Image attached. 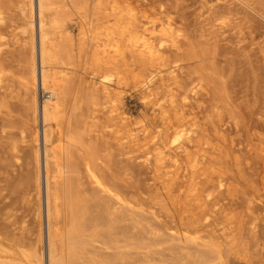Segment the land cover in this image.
<instances>
[{
    "label": "bare ground",
    "instance_id": "6f19581e",
    "mask_svg": "<svg viewBox=\"0 0 264 264\" xmlns=\"http://www.w3.org/2000/svg\"><path fill=\"white\" fill-rule=\"evenodd\" d=\"M42 189L0 264H264V0H0V204Z\"/></svg>",
    "mask_w": 264,
    "mask_h": 264
},
{
    "label": "rangeland",
    "instance_id": "374dc122",
    "mask_svg": "<svg viewBox=\"0 0 264 264\" xmlns=\"http://www.w3.org/2000/svg\"><path fill=\"white\" fill-rule=\"evenodd\" d=\"M12 11L10 13L13 21H8L7 25L4 29V32L8 35H12L14 33L20 32L21 26L25 23L22 21V16L20 15V11L17 7H11ZM37 35V32H36ZM39 100H42L44 94H42L41 90H39L38 94ZM40 131V140H39V148L42 151V125L39 124ZM42 178H43V169H42ZM18 194H13L11 198L3 201L0 204V216H11L14 221L17 223V226H21L22 224L28 225L30 228L34 224L35 216H36V208L40 204L41 205V226H42V236H43V247H45L46 241V232H47V221H46V210H45V193L44 189H42L41 199L39 200L35 196H28L24 202L17 199ZM38 232L33 231L30 235L29 241L35 242L37 240Z\"/></svg>",
    "mask_w": 264,
    "mask_h": 264
}]
</instances>
